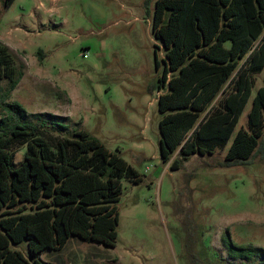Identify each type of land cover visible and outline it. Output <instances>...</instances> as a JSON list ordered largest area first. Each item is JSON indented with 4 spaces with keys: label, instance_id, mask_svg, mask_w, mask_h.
<instances>
[{
    "label": "rangeland",
    "instance_id": "obj_1",
    "mask_svg": "<svg viewBox=\"0 0 264 264\" xmlns=\"http://www.w3.org/2000/svg\"><path fill=\"white\" fill-rule=\"evenodd\" d=\"M155 1L14 0L0 6V43L25 65L7 102L20 104L31 122L41 113L66 117V130L46 115L39 129L57 137L84 130L141 178L121 181L114 248L70 237L61 249L41 252L46 264H262L229 259L222 237L264 249V156L231 167L205 163L222 160L236 132L247 130L264 68L252 74L250 96L224 148L190 155L170 169L158 149L164 49L152 33ZM5 85L0 79V95ZM261 132L258 145L264 116ZM11 150L18 165L25 145ZM15 248L28 256L26 241Z\"/></svg>",
    "mask_w": 264,
    "mask_h": 264
},
{
    "label": "trees",
    "instance_id": "obj_2",
    "mask_svg": "<svg viewBox=\"0 0 264 264\" xmlns=\"http://www.w3.org/2000/svg\"><path fill=\"white\" fill-rule=\"evenodd\" d=\"M13 1L0 0V6ZM152 33L164 49L157 85L159 157L178 169L190 155L211 156L230 139L250 96L252 74L264 68V0H156ZM24 69L0 43V79L6 81L0 95V264H46L41 252L61 249L70 237L114 248L121 181L138 183L139 174L84 130L57 137L39 129L46 115L66 130V117L41 113L31 122L20 104L7 102ZM263 116L259 87L247 130L236 132L222 160L205 164L231 167L264 156V138L258 145ZM15 145H25L18 165ZM22 241L27 257L15 248ZM222 245L231 260L264 264L260 247L237 246L228 234Z\"/></svg>",
    "mask_w": 264,
    "mask_h": 264
},
{
    "label": "built area",
    "instance_id": "obj_3",
    "mask_svg": "<svg viewBox=\"0 0 264 264\" xmlns=\"http://www.w3.org/2000/svg\"><path fill=\"white\" fill-rule=\"evenodd\" d=\"M85 56V55H84Z\"/></svg>",
    "mask_w": 264,
    "mask_h": 264
}]
</instances>
